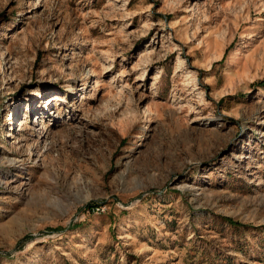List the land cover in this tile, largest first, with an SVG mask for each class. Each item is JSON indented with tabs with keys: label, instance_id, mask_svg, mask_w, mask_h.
<instances>
[{
	"label": "rangeland",
	"instance_id": "1",
	"mask_svg": "<svg viewBox=\"0 0 264 264\" xmlns=\"http://www.w3.org/2000/svg\"><path fill=\"white\" fill-rule=\"evenodd\" d=\"M0 264H264V0H0Z\"/></svg>",
	"mask_w": 264,
	"mask_h": 264
},
{
	"label": "trees",
	"instance_id": "2",
	"mask_svg": "<svg viewBox=\"0 0 264 264\" xmlns=\"http://www.w3.org/2000/svg\"><path fill=\"white\" fill-rule=\"evenodd\" d=\"M90 207H91V205H87V206H86V208H90Z\"/></svg>",
	"mask_w": 264,
	"mask_h": 264
}]
</instances>
